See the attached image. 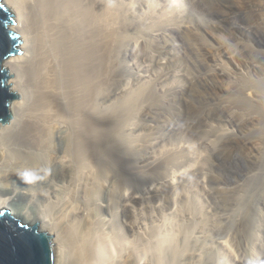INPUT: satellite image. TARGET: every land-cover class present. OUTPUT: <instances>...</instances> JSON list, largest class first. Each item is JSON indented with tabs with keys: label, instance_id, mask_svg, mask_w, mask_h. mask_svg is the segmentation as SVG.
Instances as JSON below:
<instances>
[{
	"label": "rangeland",
	"instance_id": "obj_1",
	"mask_svg": "<svg viewBox=\"0 0 264 264\" xmlns=\"http://www.w3.org/2000/svg\"><path fill=\"white\" fill-rule=\"evenodd\" d=\"M111 1L117 29L113 41H118L112 43L114 73L99 112L105 121L113 120L115 155L123 160L115 169L118 181L107 178L99 189L95 220L103 222L104 232L122 237L130 217L135 246L139 234L152 233L153 244L160 239L162 264H264V14L253 10L255 4L236 11L230 0H212L206 8L195 0ZM219 3L230 10L221 11ZM226 12H232L230 18ZM188 17L201 31L217 35L214 26L221 25L240 38L231 43L221 35L233 57L247 64L232 72L233 65H227L233 76L227 95L179 29L161 26ZM155 21L157 27H151ZM207 38L208 45L218 46ZM244 100L250 106L243 107ZM124 182L132 195L126 210L123 192H111ZM13 199L16 209L29 203L25 208L31 217L40 204L23 194Z\"/></svg>",
	"mask_w": 264,
	"mask_h": 264
},
{
	"label": "bare ground",
	"instance_id": "obj_2",
	"mask_svg": "<svg viewBox=\"0 0 264 264\" xmlns=\"http://www.w3.org/2000/svg\"><path fill=\"white\" fill-rule=\"evenodd\" d=\"M195 1L206 8L212 0ZM230 1L238 8L236 11L255 4L253 10L262 11L261 17L264 14V0ZM112 2L5 0L6 7L18 18L13 31L23 34L24 44L19 47L21 55L12 56L3 68L14 75L9 84L15 85V91L22 92L24 98L13 104L14 119L0 124V209L8 208L25 222L42 223L41 231L56 239L57 264H138L139 260L144 264L164 263V247L160 239H155L156 235L152 239L157 243L153 244L149 238L152 233L139 234L141 242L138 240L140 244L135 246L136 241L130 238L135 235L129 216L124 217L126 233L122 237H113L115 232L109 235L106 228L104 232L103 222L95 220L101 207L97 203L99 189L107 178L118 181L115 169L117 162L123 160V156L115 155V124L112 119V123L110 119L105 121L106 117L103 120L99 112L102 94L114 73L112 43L118 41H113L117 29ZM216 5L221 11L228 9L223 3ZM232 12H226V16L230 18ZM152 25L155 27L156 21ZM173 25L190 50L192 47L195 52L192 54L207 63L209 73L220 86V93L227 95L229 83L233 81L231 72L247 65L243 57H233L228 43L221 38L222 33L228 35L229 32L221 25L214 26L219 32L217 35L201 31L199 23L191 17L178 23L172 18L161 24L164 29ZM208 36L218 42V46L208 45L205 41ZM231 36H227L231 43L241 42L237 36ZM139 93L144 97V93ZM248 104L244 100L242 106H250ZM205 115H210L209 109ZM48 170L53 171L51 175ZM19 182L25 187L20 189ZM121 184L112 187L111 192L116 189L123 192L126 210L131 207L132 195L125 182ZM6 190L9 192L4 193ZM18 194H23L30 203L40 200V204L34 205V216L26 211L29 203L21 209L12 204ZM86 197L91 200L93 209L85 203Z\"/></svg>",
	"mask_w": 264,
	"mask_h": 264
},
{
	"label": "water",
	"instance_id": "obj_3",
	"mask_svg": "<svg viewBox=\"0 0 264 264\" xmlns=\"http://www.w3.org/2000/svg\"><path fill=\"white\" fill-rule=\"evenodd\" d=\"M16 14L0 0V124L14 119L13 104L23 100L22 92L9 84L14 77L3 64L14 55H21L23 34L14 32ZM42 223H28L13 215L8 208L0 209V264H57L59 250L56 239L41 231Z\"/></svg>",
	"mask_w": 264,
	"mask_h": 264
}]
</instances>
